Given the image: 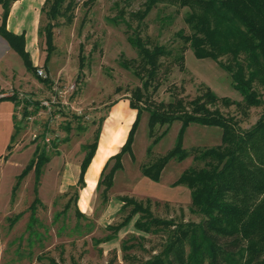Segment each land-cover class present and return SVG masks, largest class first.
Returning a JSON list of instances; mask_svg holds the SVG:
<instances>
[{
  "label": "rangeland",
  "instance_id": "1",
  "mask_svg": "<svg viewBox=\"0 0 264 264\" xmlns=\"http://www.w3.org/2000/svg\"><path fill=\"white\" fill-rule=\"evenodd\" d=\"M144 2L76 0L72 12L52 21L53 52L47 64L44 35L39 37L38 29L44 28L48 18L24 8L15 13L11 25L21 26L29 58L47 75L45 81L29 73L21 56L0 37V97L7 94L15 98L0 100V264H145L162 251L167 234L136 232V217L115 233L112 228L131 209L120 210L122 199L142 203L159 220L199 223L202 218L190 212V191L178 184L192 166L191 155L181 160L169 157L156 180L147 177L141 166L170 154L178 141L186 152L221 144L219 128L197 123L183 126L179 121L156 126L149 137L147 110L173 116L181 110L188 113L190 103L209 88L219 99L240 104L224 106L219 101L209 109L235 121L241 131L251 129L260 118L262 89L253 85L263 105L245 108L240 93L231 86L230 74L211 59L195 58L189 43L180 37L191 34L184 22L188 9L157 4L143 20L132 18L131 14L143 10ZM2 16L0 7V25ZM135 35L150 46L171 51L173 57L185 48L183 70L173 63V57L160 59L158 77L142 92L138 103L146 109L134 104V92L142 89V82L133 73L137 55L127 38ZM218 61L226 63L227 58ZM12 74L15 80L29 82L23 81L20 88H7L14 83ZM44 101L49 102L48 108L41 106ZM169 103L174 106L169 107ZM98 129L85 187L79 191L75 206L73 186L84 158L83 147L92 142ZM128 138L129 149L122 154L121 169L114 173L103 203V188L98 189L100 174ZM36 145L44 148L50 160L37 188L35 172L30 170L12 201L16 180ZM113 163L110 161L106 172ZM35 198L42 205L37 207V223L29 229L28 208ZM75 207L81 217L75 215ZM132 234L138 239L129 240ZM124 242L133 248L124 252Z\"/></svg>",
  "mask_w": 264,
  "mask_h": 264
},
{
  "label": "trees",
  "instance_id": "2",
  "mask_svg": "<svg viewBox=\"0 0 264 264\" xmlns=\"http://www.w3.org/2000/svg\"><path fill=\"white\" fill-rule=\"evenodd\" d=\"M15 1L18 0H0L3 11L0 37L21 56L27 71L37 77L36 67L25 50L24 34L16 35L6 29L9 10ZM64 4L66 5L62 10ZM157 4L187 8L184 22L191 34L180 37L189 43L194 57L211 59L229 73L231 86L240 93L241 105L245 108L263 105L253 85L259 86L264 93V0H145L143 10L131 14V17L143 20ZM75 6L76 0H53L51 3L49 0L44 1L40 12L49 21L44 28L38 29V36L44 35L47 55L45 64L53 52L52 21L65 16L66 12H72ZM71 19L70 15L67 16L68 22ZM127 40L137 55L133 73L142 82V89L134 92L137 101L134 104L139 108L142 92H146L158 77L160 59L173 57V53L162 46H150L137 35L129 36ZM184 52L185 48H180L179 55L172 59L179 70L184 69ZM221 57H226L227 62H219ZM122 65L128 68V64L123 62ZM7 98L15 101V98L9 96L0 97V100ZM219 101L224 106L240 105L228 98L219 99L206 88L203 95L190 103L191 111L188 113L181 110L173 116L147 110L149 137H153L156 126L179 121L183 126L197 123L219 128L221 144L211 148L197 147L186 152L178 141L170 154L158 158L149 166H141L147 177L156 180L169 157L181 160L191 155L192 166L179 178L178 184L190 191V212L202 218L199 223L159 220L142 203L122 199L120 210L123 211L128 206L131 209L124 220L112 228L115 233L136 217V232L158 234L165 231L167 234L162 251L145 264H264V108L255 125L247 131H241L235 121L209 109ZM168 106L174 104L169 103ZM96 133L92 142L83 147L84 158L79 177L73 186L75 206L79 191L85 187L84 176L95 153L99 129ZM165 133L166 131L162 132L158 138ZM130 140L128 138L119 154L107 161L100 174L98 189L103 188V203L107 202L113 175L121 169L120 160L122 154L128 151ZM49 160L50 156L44 148L36 145L29 164L16 180L12 201L22 178L30 170L35 172L37 188L39 177ZM110 161L114 163L106 172ZM41 205L38 198L31 202L28 208L29 229L37 223L36 211ZM75 215L82 216L77 207ZM136 239L138 238L134 234L129 238L131 241ZM108 240L111 238L106 241ZM132 248L130 242L129 246L125 242L121 246L124 252Z\"/></svg>",
  "mask_w": 264,
  "mask_h": 264
},
{
  "label": "crops",
  "instance_id": "3",
  "mask_svg": "<svg viewBox=\"0 0 264 264\" xmlns=\"http://www.w3.org/2000/svg\"><path fill=\"white\" fill-rule=\"evenodd\" d=\"M43 3H44V0H18V1H15L11 5L10 10H9L6 29L8 31L12 32L13 34L20 35L21 31H22L21 26L19 25L18 27H16V26L11 25V20H12L14 14L19 13V11L21 12V10L24 8V10L26 12L33 13L36 16L40 13V10H41ZM24 10L22 12H25ZM29 45L32 46L31 43ZM25 50H26V52H28V50H29V46L27 44H25ZM36 63L37 62H35V63L33 62L32 63L33 66H36ZM15 78H16L15 75L12 74V81L14 83L12 85H8L7 88H10V87L20 88L23 85L24 80H15ZM28 82H29V80H27V82H25V83H28Z\"/></svg>",
  "mask_w": 264,
  "mask_h": 264
},
{
  "label": "built area",
  "instance_id": "4",
  "mask_svg": "<svg viewBox=\"0 0 264 264\" xmlns=\"http://www.w3.org/2000/svg\"><path fill=\"white\" fill-rule=\"evenodd\" d=\"M36 76H38L41 80L45 81L47 80V75L40 69V68H36ZM3 96H9L11 97V95H1V97ZM41 106L48 108L49 107V102L48 101H44L42 102Z\"/></svg>",
  "mask_w": 264,
  "mask_h": 264
}]
</instances>
